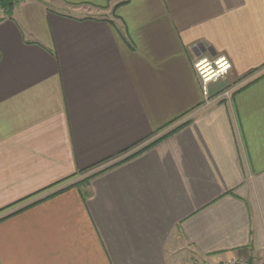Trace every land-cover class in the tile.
Here are the masks:
<instances>
[{
	"label": "crops",
	"instance_id": "1",
	"mask_svg": "<svg viewBox=\"0 0 264 264\" xmlns=\"http://www.w3.org/2000/svg\"><path fill=\"white\" fill-rule=\"evenodd\" d=\"M221 55L205 101L193 61ZM263 252L264 0H20L0 15V264Z\"/></svg>",
	"mask_w": 264,
	"mask_h": 264
},
{
	"label": "built area",
	"instance_id": "2",
	"mask_svg": "<svg viewBox=\"0 0 264 264\" xmlns=\"http://www.w3.org/2000/svg\"><path fill=\"white\" fill-rule=\"evenodd\" d=\"M230 66L229 59L223 55L215 58L200 56L193 61V68L199 78L201 92L205 101H209L211 96L209 84L226 76ZM231 91L232 89H228L223 93L227 99L231 97ZM225 264H258V262L255 256H239L227 261Z\"/></svg>",
	"mask_w": 264,
	"mask_h": 264
},
{
	"label": "trees",
	"instance_id": "3",
	"mask_svg": "<svg viewBox=\"0 0 264 264\" xmlns=\"http://www.w3.org/2000/svg\"><path fill=\"white\" fill-rule=\"evenodd\" d=\"M19 1H20V0H0V9L3 10L4 13L8 15V14H10V12H11L12 8L14 7V5H15L17 2H19ZM187 112H188V111H187ZM184 114H186V113H183V114H181V115H179V116H183ZM177 118H179V117H177ZM174 120H176V119H173V120L170 121V122H173ZM169 124H170V123H169ZM167 125H168V123H167ZM164 126H166V125H164ZM162 128H163V127H162ZM162 137H164V135H163ZM162 137H160V138H162ZM160 138H158V139H160ZM158 139H156V140H158ZM156 140H155V141H156ZM152 143H154V142H152ZM152 143H151V144H152ZM109 167H110V166H109ZM107 168H108V167H106L105 169H107ZM105 169H103V170H105ZM103 170H99L98 173L101 172V171H103ZM96 173H97V172H96ZM96 173H94L93 175H95ZM93 175H89L87 178H85V179H83V180H81V181H78V182L72 183V184H70L69 186H77V185H79V184H84L85 182L88 183V182H89V179H90ZM70 176H72V175H69V177H70ZM69 177L67 176V177L61 179L60 182H62L63 180H66V178H69ZM57 183H58V182H57ZM57 183H55V184H57ZM53 185H54V184H53ZM53 185L48 186V187H45L44 189L50 188V187H52ZM69 186H66V187H69ZM66 187H64V188H66ZM64 188L59 189V190H57V191H55V192H53V193L47 195L45 198H47V197H49V196H51V195H53V194H55V193H57V192L63 190ZM44 189H43V190H44ZM40 192H42V190L37 191V192H35L34 194H36V193H40ZM31 196H32V195H31ZM39 200H42V199H39ZM39 200H37V201H39ZM37 201H35V202H37ZM35 202H33V203H35ZM249 261H250V259H249Z\"/></svg>",
	"mask_w": 264,
	"mask_h": 264
},
{
	"label": "rangeland",
	"instance_id": "4",
	"mask_svg": "<svg viewBox=\"0 0 264 264\" xmlns=\"http://www.w3.org/2000/svg\"><path fill=\"white\" fill-rule=\"evenodd\" d=\"M93 12H95V11H93ZM98 12V11H97ZM96 12V13H97ZM2 14H4V11L3 10H0V15H2ZM228 74V73H227ZM226 74V75H227ZM225 77V76H224ZM225 91H222V93L220 94H217V95H215L214 96V99H217V98H222V97H225L224 96V93ZM218 95H220V96H218ZM210 98H211V96H210ZM210 100V99H209ZM197 260V259H196ZM256 260H257V262H258V264H264V252L262 253V255L261 256H256ZM194 264H199V263H194Z\"/></svg>",
	"mask_w": 264,
	"mask_h": 264
}]
</instances>
